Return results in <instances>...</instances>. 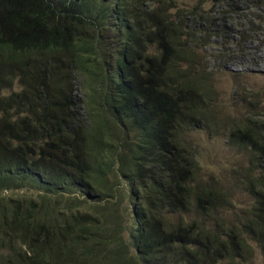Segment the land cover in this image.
Returning <instances> with one entry per match:
<instances>
[{"label":"trees","instance_id":"obj_1","mask_svg":"<svg viewBox=\"0 0 264 264\" xmlns=\"http://www.w3.org/2000/svg\"><path fill=\"white\" fill-rule=\"evenodd\" d=\"M176 1L0 0V192H38L0 197V264H253L251 244L264 264V112L210 119L204 51L228 16L257 32L245 13L264 0ZM84 70L102 91L82 115ZM201 127L247 153L241 220L219 214L228 192L197 183L187 136Z\"/></svg>","mask_w":264,"mask_h":264},{"label":"rangeland","instance_id":"obj_2","mask_svg":"<svg viewBox=\"0 0 264 264\" xmlns=\"http://www.w3.org/2000/svg\"><path fill=\"white\" fill-rule=\"evenodd\" d=\"M199 1L177 0L176 6L181 10L190 9ZM221 4L218 3L213 9V3L207 1L203 6L205 11L220 12L222 10ZM245 14L255 18L254 28H260L257 32L247 31L246 23L242 20L241 15H231L225 20L227 30L216 35V37L213 36L204 47L209 69L214 74V99H219L218 103L212 105L215 111H210V119L212 117L213 119L215 117L216 120L226 118L223 124L234 121L240 124V119L249 112H264V20L257 18H264V15L257 13L256 9H253L252 12L247 11ZM260 22L261 25L259 26ZM237 32L242 33L243 38H240ZM235 35L238 38L234 37ZM113 51L115 52L116 49L111 46L110 52ZM104 53L105 47L102 48V56ZM86 56L87 54H83V57L87 58ZM88 74L86 70L76 74V94L84 102L83 109H81L82 115L89 112V107L93 106L92 103L94 105L99 104L102 91L100 83L97 89L96 81L90 82ZM19 89V86L15 84L12 90L18 91ZM93 97L95 98L91 100ZM187 140L191 142L198 162L197 183L209 184L228 192L229 200L225 203L224 208L219 211V214L226 221L241 220L252 203L251 196L243 189L242 185L246 178V170L244 169L248 167L246 151L232 147L226 140L225 130L222 128H198L188 134ZM123 187H125L124 184ZM126 191L128 192V189ZM37 195L38 192L34 189L0 192V197H36ZM131 208L132 205L129 206V211ZM128 217L130 219L132 217L129 212ZM130 219L125 221L126 230L123 233V237L127 241L130 239ZM217 219V216H212L205 223L206 227H213ZM188 221L189 219H185V222ZM251 246L253 251L252 263L263 264L262 255L258 248L254 244Z\"/></svg>","mask_w":264,"mask_h":264}]
</instances>
